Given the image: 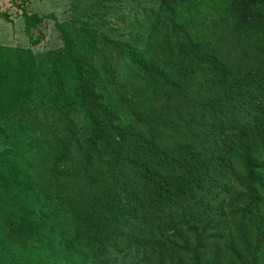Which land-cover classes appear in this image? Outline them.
<instances>
[{"label": "trees", "instance_id": "16d2710c", "mask_svg": "<svg viewBox=\"0 0 264 264\" xmlns=\"http://www.w3.org/2000/svg\"><path fill=\"white\" fill-rule=\"evenodd\" d=\"M55 26L0 45V264H264V0H72Z\"/></svg>", "mask_w": 264, "mask_h": 264}, {"label": "rangeland", "instance_id": "374dc122", "mask_svg": "<svg viewBox=\"0 0 264 264\" xmlns=\"http://www.w3.org/2000/svg\"><path fill=\"white\" fill-rule=\"evenodd\" d=\"M36 13L44 17L40 31L34 32V36L40 35L37 44H33L24 31V17L22 11ZM104 22L108 27H114L112 35L118 39L136 42V36L142 33V27L135 23L145 20L142 9L127 6L125 4L112 5L102 10ZM72 15V0H0V45L14 48H31L34 53L42 54L55 50L62 46L60 34L55 26V18L59 22L70 21ZM118 74L122 77L128 68L126 60H118Z\"/></svg>", "mask_w": 264, "mask_h": 264}]
</instances>
